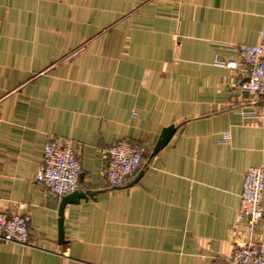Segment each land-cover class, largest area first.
I'll list each match as a JSON object with an SVG mask.
<instances>
[{"label": "crops", "instance_id": "0c3cea01", "mask_svg": "<svg viewBox=\"0 0 264 264\" xmlns=\"http://www.w3.org/2000/svg\"><path fill=\"white\" fill-rule=\"evenodd\" d=\"M263 33L264 0H0V212L31 216L0 264H227L244 177L264 168V96L215 61ZM50 138L98 191L66 206L63 243L62 197L37 182ZM120 141L145 162L114 188L101 170Z\"/></svg>", "mask_w": 264, "mask_h": 264}, {"label": "built area", "instance_id": "2783aa9c", "mask_svg": "<svg viewBox=\"0 0 264 264\" xmlns=\"http://www.w3.org/2000/svg\"><path fill=\"white\" fill-rule=\"evenodd\" d=\"M237 59H216V66L229 68L242 74L240 88L253 95L264 96V33L258 45H243L235 48ZM230 135L225 134L226 144ZM146 150L139 144L120 141L103 155L101 176L110 187L127 184L145 162ZM82 164L75 144L70 140L50 138L44 158L37 173V182L50 192L63 197L80 189ZM264 168L248 169L240 196L237 222L245 221L244 240L233 250L227 264H264ZM7 214L0 212V241L18 244L29 242L31 216L24 212Z\"/></svg>", "mask_w": 264, "mask_h": 264}, {"label": "water", "instance_id": "95a60500", "mask_svg": "<svg viewBox=\"0 0 264 264\" xmlns=\"http://www.w3.org/2000/svg\"><path fill=\"white\" fill-rule=\"evenodd\" d=\"M176 132V128L174 126H170L165 128L161 133V136L155 145L153 150L152 156L158 154L161 150H163L168 143L171 141L172 137ZM143 175V171L139 173L136 178V181L141 178ZM98 194V191L92 190H77L73 193L67 194L62 197V201L60 204V211H59V242L63 243L65 241V230H64V212L65 208L69 204H78L81 200H88V199H95V196Z\"/></svg>", "mask_w": 264, "mask_h": 264}]
</instances>
